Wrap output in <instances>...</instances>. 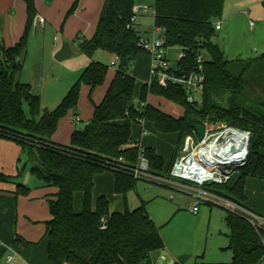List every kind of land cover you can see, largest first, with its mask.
<instances>
[{
	"label": "trees",
	"instance_id": "obj_1",
	"mask_svg": "<svg viewBox=\"0 0 264 264\" xmlns=\"http://www.w3.org/2000/svg\"><path fill=\"white\" fill-rule=\"evenodd\" d=\"M23 1L27 21L22 37L9 48L0 45V135L18 141L36 156L39 165H34L32 172L45 186L56 188L54 197L48 198L51 218L44 222L48 259L53 264H152L153 254L165 246L160 229L143 207L112 212L106 195H100L94 203V179L99 173L112 171L115 192L126 196L138 179L121 167H108L107 161L123 157L120 165H134L144 148L151 172H168L185 137L198 124L225 123L251 132L248 160L240 173L226 184L207 185L212 192L243 206L247 179L264 180V114L250 107V103L264 106V95L263 99L251 98L252 92L256 93L255 85L264 94V55L246 62L228 60L213 42L217 30L214 20L222 15L226 0H155L154 23L164 31V46L178 47L182 54L173 63L175 75L199 72L197 58L203 51L208 54L202 64L201 103L189 102L186 89L172 82L145 83L136 96V77L128 68L137 54L147 52L138 46L141 32L131 21L135 1L103 0L94 34L90 38L77 36L79 47L89 57L102 49L119 56V61L103 99L94 104L86 126L72 132L69 145L54 142L53 134L62 118L78 110L81 85H87L92 94L105 82L109 68L101 62H90L59 105L52 111H42L40 96L33 93L29 83L16 78L19 69L14 68L16 60L26 53L27 35L37 14L35 0ZM76 8L77 1L64 22ZM149 95L182 106L184 113L175 117L165 112L148 102ZM24 102L31 108V117L25 115ZM143 121L153 122L162 133L178 134L166 170L164 158L132 136L133 124ZM8 180L0 173V181ZM78 192L82 194L80 211L74 205ZM15 193L28 195L30 188L18 184ZM226 222L230 229L228 249L232 251L229 264H260L264 259V231L231 209ZM21 241L14 240L17 252Z\"/></svg>",
	"mask_w": 264,
	"mask_h": 264
},
{
	"label": "rangeland",
	"instance_id": "obj_2",
	"mask_svg": "<svg viewBox=\"0 0 264 264\" xmlns=\"http://www.w3.org/2000/svg\"><path fill=\"white\" fill-rule=\"evenodd\" d=\"M134 1L135 4L149 6V11L137 17V29L140 32H152L155 29L153 16L155 0ZM233 1L241 3L243 7L240 8L245 17V20L242 19L237 26L236 24H225L229 17L230 9L233 8L230 6V3ZM94 17L91 22L94 26L92 28L95 31L99 14ZM215 20L221 21L223 30L220 32L216 30L213 42L220 47L226 58L246 62L259 59L262 56L264 53L263 0H248V2L246 0H226L222 15ZM252 21L254 24H251ZM3 28L4 25H0V45L9 48L10 46L7 45L6 38L10 40L11 37L8 33L6 36ZM94 31L91 29L90 33H87L83 29L80 36H91ZM77 36H79L78 32L75 33L74 39L69 43L72 56L64 61H59L55 58V54L65 43L61 26L58 27L56 24L50 23V21H48L46 28L33 24L27 35L26 53L20 59L22 67L16 73V78L19 81L29 83L32 86L33 93L40 96L42 111H52L79 80L82 72L90 62L95 60L108 66L109 70L105 82L98 86L92 94H90V88L82 84L78 110L70 111L60 121L59 127L53 134L52 139L64 145L71 143V130L73 128L83 129L91 119L94 104L101 101L114 77L118 65L117 63V65L113 66L114 57L102 49L97 50L93 59L84 54L79 47ZM55 37H57L58 44L56 48H54L53 43ZM155 37L164 38V31L160 29V31L156 32ZM202 53L205 58L208 57L207 52L203 51ZM166 54L171 62L174 63L180 56V50L174 46L168 47L166 48ZM143 55H145L147 60L150 59L148 53ZM145 57L141 59H146ZM2 59L3 56L0 53V60ZM136 61L137 59L133 58L132 63L129 65L128 72L130 74L133 73ZM253 67L256 68V66ZM140 80L142 82L143 79ZM141 82L136 86V95L141 90ZM254 88L256 93L252 92L251 98L253 100H257L259 97L263 99L264 94L258 86L255 85ZM201 97L202 93H196L197 99ZM226 97L224 96L223 99L225 100ZM149 99L154 105L161 106L162 109L172 115L180 116L184 113L182 106L163 97L151 95ZM138 101L136 97L134 103L137 104ZM250 107L264 114V106L250 103ZM23 108L25 115L31 117V108L27 102H24ZM138 129V124H134L132 127L133 132L138 131ZM146 130L149 133L152 132L150 128L146 127ZM159 138V149L169 154L172 150V143L163 136ZM8 141L19 145L23 159L18 163V155L16 156L13 152L6 154L7 164L3 171L0 170V173L8 177L9 180L2 182L3 185H10L16 189L18 184H23L30 188L31 191H38V193H41L45 189L47 193H51L49 197L53 198V186H45L43 180L32 172V167L39 165L37 158L31 153L24 151L21 143L18 141L14 139ZM106 172L113 173L112 171ZM108 182L107 180L105 191L108 194L107 197L110 199L111 210L125 211L127 209L134 210L143 207L160 229L165 246L153 254L152 264L231 263L232 251L228 249L230 244V229L226 222V215L228 209H230L228 205L204 201L200 204L199 211L193 213L191 208L195 202V198L192 194L170 188L149 179H138L135 186L127 192L126 196H123L115 192L113 182L110 184ZM190 185L192 187H199L194 184ZM199 188L212 191L207 186ZM96 189L97 186H95L93 199L95 198ZM31 197L34 198V196ZM76 197L78 196H75V200ZM38 201H43V203L47 204V212L50 214L48 199L40 198ZM80 203L82 206L81 201ZM75 204L77 205V203ZM8 254L9 252L3 255L1 259L2 264L8 263ZM180 255L188 256L183 263L177 261ZM9 264H20L19 258L16 257ZM260 264H264V259Z\"/></svg>",
	"mask_w": 264,
	"mask_h": 264
},
{
	"label": "crops",
	"instance_id": "obj_3",
	"mask_svg": "<svg viewBox=\"0 0 264 264\" xmlns=\"http://www.w3.org/2000/svg\"><path fill=\"white\" fill-rule=\"evenodd\" d=\"M76 1H77L76 10L64 22L67 12ZM246 2H248V0H246ZM35 4L37 7L36 17L40 15L46 19L44 25L41 24H35V25L46 28L48 21H50V23L52 24L54 23L58 27L61 26V30L64 36V42L70 43V41L74 39L76 32H78L80 36V33L83 31V29L87 31V33H90L91 29L92 31H94V28H92L94 26L91 20L95 18L94 16H98V14L100 16L103 7V0L100 1L99 0H53L52 2H47V1L45 2V0H35ZM230 6L233 8L230 9V14L225 24L230 23L232 25L236 24L237 26L238 23L242 21V19L245 20V17L243 16V12L240 8L243 6H241V3H238L237 1H233L232 3H230ZM144 13L145 12H140L139 15H143ZM26 21H27V9H26V4L24 3L23 0H0V25H4L3 29L4 32L6 33V36L8 33L11 37L10 40H7L6 38V43L8 46L10 47L13 46L22 37L26 26ZM217 23H220V29H218V31L220 32L221 30H223V25L221 21L214 20V25H216ZM158 31H160V28L155 27V29L152 32H141V35L153 37L156 36V32ZM81 36L90 38L92 35L91 36L81 35ZM95 53L91 57L92 59L95 56ZM107 53L115 58V54H112L110 52ZM143 54L145 53H139L134 57V59L136 58L137 61L132 75L136 77V86L141 82L140 79H143L141 82V85L143 86L145 83L149 82L151 77L152 58L151 56H149L150 59L147 60V58ZM262 55H264V53ZM142 57H145L146 59H141ZM227 59L235 60L229 58ZM2 61L3 59L0 60V72L3 69ZM139 94L140 92L137 93L136 96H139ZM150 96L151 95H149L148 97V102L153 104L149 99ZM159 108L162 109L161 106H159ZM175 117H179V116H175ZM134 124H138L139 129L136 132H133L132 130V136L135 139L139 140L142 146L153 148L158 155H161L165 160L164 170H166L171 161L174 148L178 140V134L162 133L156 128L155 124L151 121H143L141 124L139 123H134ZM146 127L152 129V132H150L152 134H150L149 132L144 133V131H147ZM74 130L75 128L71 130V134ZM160 136H163L165 139L167 138L168 141L172 143V150L169 152V154L159 149L160 144L158 142V139H160L159 138ZM2 137L4 136L0 135V170L1 171H3V169H5L6 167L7 164L6 154L8 152H13L16 156L17 155L19 156L18 163L23 159L22 157L23 155L22 152L20 151L19 145L8 141L11 138L4 137L6 138L4 139ZM52 140L56 143H60L55 141L54 139ZM18 163H16V165H18ZM107 180L109 181L108 182L109 184L113 182V185L115 187V174L104 171L103 173L101 174L99 173L95 176V180H94L95 185L93 188L92 196L94 194L95 186H97V189H96L95 198L93 199L94 203L100 195L108 196V194H106L105 191ZM2 182L4 181H0V183ZM15 190L16 189H14V187L10 185L9 186L3 185V183L0 184V264H2L1 259L3 255L8 252L9 254H11L12 251L14 250L13 243L15 239H22V241L20 242L21 250L20 252L16 251L18 254L14 258L16 259V257H18L20 264H53L48 259V249H47L48 238L45 235V224H44L45 221L51 218V215L48 214L47 212L48 209L47 204L43 203V201L42 202L38 201L40 198L42 199L50 198L49 195L51 193L50 192L47 193L46 192L47 190L44 189L42 190L41 193H38V191L30 190V193L28 195H17L15 193ZM55 192H56V188L53 187V194H55ZM80 194L81 193L78 192L75 195L78 196L74 201L76 211H80L82 209L80 203V201L82 202V194L81 195ZM40 195H45V196H40ZM245 195H246V200L244 201L243 206L248 209H251L252 211L258 213L259 215L264 216V180L259 178L249 177L247 179L245 186ZM31 196H34V198ZM75 203H77V205ZM111 211L113 212L114 210Z\"/></svg>",
	"mask_w": 264,
	"mask_h": 264
},
{
	"label": "built area",
	"instance_id": "obj_4",
	"mask_svg": "<svg viewBox=\"0 0 264 264\" xmlns=\"http://www.w3.org/2000/svg\"><path fill=\"white\" fill-rule=\"evenodd\" d=\"M147 11H149L148 5L135 4L131 18L132 23H136L140 12ZM45 22L46 19L39 15L33 23L44 25ZM251 24H254V22L252 21ZM215 27L217 30L220 29V23H217ZM53 43L56 47L57 37L54 38ZM164 43V38L155 36L141 35L139 39L138 46L152 58L151 77L148 83L157 81L161 85H166L169 82L179 84L186 89L189 102L201 103V98L197 99L196 93H202L204 88L203 54L197 58L199 72L176 76L173 63L166 54ZM181 57L182 54L180 53L179 58ZM118 61L119 56L115 55L112 65H117ZM204 125L206 126V132L203 138L198 135L196 129L185 137L183 147L168 172L163 174L151 172L150 162L145 155L144 148H141L139 159L134 165H120V162L124 161L123 157H120L116 162L107 161V165L112 169H120L121 167L136 179H149L192 194L195 198L191 208L193 213L199 211L200 204L204 201L225 204L235 213L248 219L255 227L264 231V216L208 189L199 188L208 184H226L240 173L241 168L245 166L248 160L251 132L225 123L213 124L206 122ZM144 133H147V131H144ZM190 184L199 187H192ZM17 254L13 250L8 255L7 262L11 263Z\"/></svg>",
	"mask_w": 264,
	"mask_h": 264
},
{
	"label": "water",
	"instance_id": "obj_5",
	"mask_svg": "<svg viewBox=\"0 0 264 264\" xmlns=\"http://www.w3.org/2000/svg\"><path fill=\"white\" fill-rule=\"evenodd\" d=\"M71 56H72V51L70 48V44L68 42H65L63 46L61 47V49L57 51V53L55 54V58L59 61H64L66 59H69ZM14 68L16 69L21 68L20 59L16 60V63L14 64ZM195 129L198 135L201 138H203L206 132V126L204 124H198L195 126ZM187 257H188L187 255H180L177 258V261L180 263H183Z\"/></svg>",
	"mask_w": 264,
	"mask_h": 264
}]
</instances>
